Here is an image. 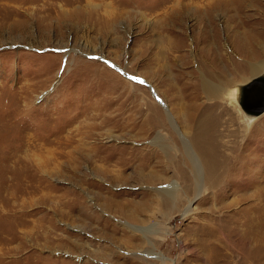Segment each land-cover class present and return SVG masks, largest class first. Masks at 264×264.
Returning <instances> with one entry per match:
<instances>
[{"label":"rangeland","instance_id":"rangeland-1","mask_svg":"<svg viewBox=\"0 0 264 264\" xmlns=\"http://www.w3.org/2000/svg\"><path fill=\"white\" fill-rule=\"evenodd\" d=\"M253 65L264 0H0V264H225L207 233L215 216L246 215L248 170L264 166V111L249 119L235 95ZM221 79L227 95L208 99L203 80ZM197 106L215 127L218 188L181 134ZM150 109L168 127L146 135ZM70 193L75 210L43 201Z\"/></svg>","mask_w":264,"mask_h":264},{"label":"bare ground","instance_id":"bare-ground-1","mask_svg":"<svg viewBox=\"0 0 264 264\" xmlns=\"http://www.w3.org/2000/svg\"><path fill=\"white\" fill-rule=\"evenodd\" d=\"M239 49H241L243 52H246L247 54H250V55L252 53H254V51H252L251 48H248L247 43L240 44ZM251 70H252V76L249 77L248 79L244 80V81H246L245 83L239 84L235 88V95L236 96L238 93V89L240 88L239 104H240L241 108L243 109V111L245 112V115L247 117H249V119L255 118L256 116L262 114V112H258V111H254V110H247V109L243 108V106H242L243 90H244L245 86L247 85V83L250 82L254 78H256V79L258 78V79H261L264 81V72H263L264 67H262V65H253ZM257 74H259V75H257ZM225 83L226 82L222 79L219 80V82L216 84L213 82L207 81V80L206 81L203 80V85H202L203 88L202 89H204V92H205L208 99L215 98V97H218V98L223 97L226 94V88L224 87ZM179 96H181V95H179ZM236 100H237V98H236ZM193 108L194 107L189 106V109L191 111L193 110L191 115L194 113V109L196 110V108H194V109ZM151 111L153 113L151 115H148V117H146V118H148L147 120L143 119V122H142L144 126L148 125L147 128L143 132L146 135L151 133L152 129H156L157 127H159V128L161 127L162 129H166L168 127L167 122H166L167 120H163V117H161V115L158 113L157 110L150 109V112ZM196 112L197 113L195 114L194 119H192V120L189 119L191 121L187 124L189 129H190V127L193 128V130L191 132H188L189 137L188 138L185 137L183 135V132L182 133L180 132V133L182 134V136L184 137V139L186 140V142L188 144V148H187L188 154L187 155L190 158L192 164H193V160L194 161L198 160L197 155L194 153V150H193V148H194L196 150V152L199 153L201 161H202V165H203L204 169H206L208 183H210L212 186H215L216 188H218L222 185V183L225 182V180L224 181L222 180L221 175L218 171L219 166H220L219 165L220 160L218 159L217 154H215V152L213 150L214 145H213L212 132L215 129V127H214L213 123L210 120H208L209 118L206 119L207 118V116H206L207 112L204 108L197 106ZM167 119H170L172 121V123H174L171 116L168 115ZM104 121L116 122V120L114 118H104ZM186 122L187 121H185V123ZM237 133L241 134L240 140H243L247 137V133L245 132L244 129L241 132L237 131ZM94 135H96V133L93 131H89L87 133L81 132V137L79 138V141H81L82 138H84V137H90V136H94ZM160 136L162 137L161 134H160ZM160 136L159 137H158V135L155 136V138L153 139L155 143H156V140L158 142L161 141ZM62 139L63 140H60V141L58 140L59 142H56V143H60V144L65 143V145H71L73 143L72 138H66L64 136ZM166 147H168V146H166ZM76 148H79V146L76 145L72 151H68L65 153L68 156V158L71 157L72 153H75V151H77ZM94 148H91V149L94 150ZM172 149H173V147H172ZM82 150H83V148L81 149V152H82ZM256 152H257V150H256ZM95 155H97V154H95ZM81 157L82 158L84 157L83 153H82ZM71 158H70L71 159L70 162L73 164L74 167L77 166L78 165V160H77L78 157L76 155H74ZM243 158H244V160H246L247 155L243 156ZM192 167H193V165H192ZM193 169H194L193 172H194V175L196 177V180H199V177L201 178V174L198 170L197 165L194 164ZM176 170H177V172H179L180 177H181V175L184 174V171L182 170V167L180 165L176 166ZM248 174L249 175H248L246 181H247V184L249 186L250 185L252 186L253 194L249 195L250 196L249 198H245L247 200H244V199L242 200V201H245V204L247 205L245 207L246 215L242 219H236V216H230V215H225V214L215 216L213 218V220L215 222H217V227L211 228V230L207 233V236L210 237V239L209 238H207V240L205 239L206 246H211V248L213 247L215 249H218V254H215L214 259H213V263H215L217 261H223V263H225V264H264V166L259 164L258 161H256L253 164V167L250 170H248ZM41 177H39V178H41ZM110 177L112 179H116L115 175L113 177L110 175ZM42 179L43 178H41L40 180H42ZM40 180H38V181L40 182ZM198 183H197V185H198V187H200L201 183L199 181H198ZM247 184H245V185H247ZM34 187H36V185ZM165 187H168V189L167 188L165 190L163 189L167 194H173V192L177 189V184L174 181H170L169 183L166 184ZM36 188L39 189V187H36ZM52 199H54V198H52ZM60 199L61 198L56 199L57 201L54 203L51 202L50 199H44L43 201H45V203L47 202V204L51 203L50 206L54 210H56V209L58 210L59 208H61V209L71 208V210H73V209L75 210L77 208V205L80 202L78 200L79 197L74 193H70L69 198L63 202ZM104 201H105L104 202L105 208L111 207L112 204H114V206L117 205V206L121 207L120 203L113 202L109 198L104 199ZM82 206H80V207H82ZM187 211H188V207L184 211L183 214H185V212H187ZM1 212L2 211L0 210V216H1ZM60 213H61V215H64L62 210L60 211ZM67 213H70V212H67ZM81 213L83 215H86L88 218L89 217L90 218L95 217V216H92L91 214H89L88 212H86L84 209H81ZM222 222H225V224L227 225L226 230H224ZM153 226H154V224H150V225L146 226V228L144 227L145 228L144 230H148V231H149V229L152 230ZM131 227H133L134 229H137L134 226H131ZM214 241H217V242H214ZM147 252L152 253L153 251H151V249H150V251H147ZM159 259L162 260V257L159 256Z\"/></svg>","mask_w":264,"mask_h":264},{"label":"water","instance_id":"water-1","mask_svg":"<svg viewBox=\"0 0 264 264\" xmlns=\"http://www.w3.org/2000/svg\"><path fill=\"white\" fill-rule=\"evenodd\" d=\"M262 89L264 91V81L261 79H252L247 83L243 90L242 106L247 110H254L258 112L264 111V97H261ZM258 101H261L258 104Z\"/></svg>","mask_w":264,"mask_h":264},{"label":"snow or ice","instance_id":"snow-or-ice-1","mask_svg":"<svg viewBox=\"0 0 264 264\" xmlns=\"http://www.w3.org/2000/svg\"><path fill=\"white\" fill-rule=\"evenodd\" d=\"M141 83H143V81H141Z\"/></svg>","mask_w":264,"mask_h":264}]
</instances>
